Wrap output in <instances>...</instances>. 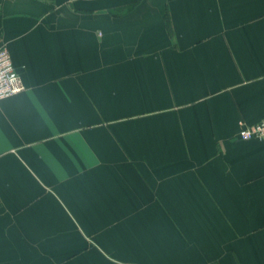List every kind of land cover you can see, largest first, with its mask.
<instances>
[{"label":"crops","instance_id":"1","mask_svg":"<svg viewBox=\"0 0 264 264\" xmlns=\"http://www.w3.org/2000/svg\"><path fill=\"white\" fill-rule=\"evenodd\" d=\"M2 46L0 262L264 264V0H0Z\"/></svg>","mask_w":264,"mask_h":264},{"label":"built area","instance_id":"2","mask_svg":"<svg viewBox=\"0 0 264 264\" xmlns=\"http://www.w3.org/2000/svg\"><path fill=\"white\" fill-rule=\"evenodd\" d=\"M13 63L7 46L0 48V103L2 99L17 95L25 90V85ZM239 137L243 140L264 139V119L247 125L242 124Z\"/></svg>","mask_w":264,"mask_h":264},{"label":"rangeland","instance_id":"3","mask_svg":"<svg viewBox=\"0 0 264 264\" xmlns=\"http://www.w3.org/2000/svg\"><path fill=\"white\" fill-rule=\"evenodd\" d=\"M40 248V246H32V247H29V246H27V247H25V245H23V246H15V247H13L12 248V250H13V252H11V248L10 247H4V251L1 249V251H0V254L1 253H3V252H10V253H27V252H29V253H32V252H40L39 250H37V249H39ZM57 249H54V248H51V249H48V250H45V251H47V252H50V253H54L55 251H56ZM69 255V254H68ZM16 262H7V261H2V262H0V264H15ZM16 264H29V263H26V262H17Z\"/></svg>","mask_w":264,"mask_h":264}]
</instances>
